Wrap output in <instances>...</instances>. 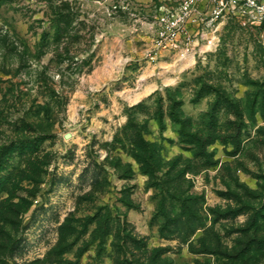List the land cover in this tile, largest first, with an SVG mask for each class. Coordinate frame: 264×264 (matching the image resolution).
I'll return each mask as SVG.
<instances>
[{
	"label": "rangeland",
	"instance_id": "rangeland-1",
	"mask_svg": "<svg viewBox=\"0 0 264 264\" xmlns=\"http://www.w3.org/2000/svg\"><path fill=\"white\" fill-rule=\"evenodd\" d=\"M145 11L0 0V264H264L263 34L151 59Z\"/></svg>",
	"mask_w": 264,
	"mask_h": 264
},
{
	"label": "built area",
	"instance_id": "built-area-1",
	"mask_svg": "<svg viewBox=\"0 0 264 264\" xmlns=\"http://www.w3.org/2000/svg\"><path fill=\"white\" fill-rule=\"evenodd\" d=\"M112 10H146L142 19L146 56L159 53L195 58L213 47L218 25L233 21L264 37V0H110Z\"/></svg>",
	"mask_w": 264,
	"mask_h": 264
},
{
	"label": "trees",
	"instance_id": "trees-1",
	"mask_svg": "<svg viewBox=\"0 0 264 264\" xmlns=\"http://www.w3.org/2000/svg\"><path fill=\"white\" fill-rule=\"evenodd\" d=\"M66 21L67 20H66L65 16H61L60 23H65ZM64 34H65V30L62 29V28H59V30H58V40L63 39L64 38ZM138 159H139V162L144 166L145 171L148 173L149 177L152 178V175H153V172H154V170H153L154 166L149 163V160L152 159V156L149 155L146 158L145 157H138ZM3 241H5V239ZM5 249H7L6 244L1 243L0 244V258H1V251H5ZM203 251H205V253H207L208 251H211V250L208 249V248H204ZM241 251L242 252H239L238 256H241V257L244 258V257H250L251 254L256 253V251H258V249H257V247L256 248L245 247Z\"/></svg>",
	"mask_w": 264,
	"mask_h": 264
}]
</instances>
